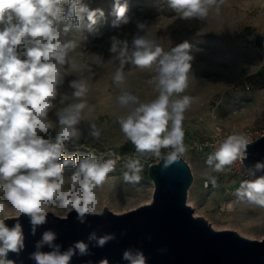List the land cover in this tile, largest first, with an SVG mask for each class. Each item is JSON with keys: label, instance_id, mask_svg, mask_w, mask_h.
<instances>
[{"label": "clouds", "instance_id": "9594fccd", "mask_svg": "<svg viewBox=\"0 0 264 264\" xmlns=\"http://www.w3.org/2000/svg\"><path fill=\"white\" fill-rule=\"evenodd\" d=\"M224 0H167V5L182 20L203 21L214 12L220 15ZM115 19L112 26L120 28L130 23L127 3L114 0ZM101 9H90L84 0H0V264H16L9 254L20 255L25 249L22 225L17 222L9 227L5 223V208L15 210V217H30L31 232L47 222L51 208L58 209L55 215L66 219L76 213L79 223L85 224L88 216H102L100 199L96 189L101 187L108 174L114 170L116 159H98L92 153L79 157H65L67 146L74 145L82 135L79 127L83 113L89 105L85 97L91 76L68 81L72 96L80 102L68 104L56 113L58 129H53L49 113L56 104L59 89L64 86L68 68L75 69L74 58L68 52L77 45L68 39L73 31H92ZM87 19L88 23L83 22ZM137 32L129 42L117 36L110 38L109 52L113 63L118 62L113 82L121 88L116 97L119 109H128L117 122L124 136L135 146L138 153H151L161 158L162 148L172 151L162 157L166 169L179 162L186 152L183 143L182 122L190 107L192 97L182 96L188 85L192 61L191 45L184 41L165 52L149 39L150 28L137 21ZM22 49V50H21ZM96 63L103 57L94 54ZM140 69L153 68L154 74L147 80L157 93L150 101L142 102L128 91L125 65ZM178 97V98H173ZM68 97L60 96L63 104ZM55 131L53 141L48 133ZM88 136L99 140L100 130L95 123L88 125ZM252 143L243 132L230 134L222 139L205 163L216 172L225 166L247 159V149ZM112 157L108 152L103 156ZM75 171L68 178L65 188V169ZM123 178L128 183H138L143 165L138 159L129 158ZM256 170H264V162L255 164ZM211 183L216 187L215 178ZM234 195L264 208V176L243 180ZM123 235V233H122ZM57 233L48 230L35 245L36 251L29 254L35 264H71L75 256L92 255L91 247L103 248L116 239L115 233L97 236L93 231L89 242L77 240L65 250L55 243ZM47 245L50 251L41 249ZM126 264H147L148 258L141 249L128 248L122 253ZM88 264H92L88 261ZM98 264H109L102 259Z\"/></svg>", "mask_w": 264, "mask_h": 264}, {"label": "rangeland", "instance_id": "374dc122", "mask_svg": "<svg viewBox=\"0 0 264 264\" xmlns=\"http://www.w3.org/2000/svg\"><path fill=\"white\" fill-rule=\"evenodd\" d=\"M125 2L131 21L115 28L112 26L115 19L114 0H84L90 9L103 10L104 16L98 17L91 32L85 29L69 33L68 39L77 45L68 52V56L74 58L76 68L65 65V84L59 89L56 106L49 113L53 129L59 127L56 113L70 103L80 102L72 96L73 90L68 87V81L87 76H91V79L88 81V93L82 98L89 105L79 125L83 135L74 145L67 146L64 156L70 158L75 154L78 161L79 157L89 152L98 159L120 157L104 184L96 189L100 207L122 214L146 205V200L154 191L149 166L158 163L160 158L151 153H138L121 131L117 120L121 115H127L128 109H119L116 105L121 88L113 82V75L119 65L118 62L110 61L108 50L112 36L130 42L137 32V21L144 22L150 28L148 38L165 52L184 41L192 46L194 59L188 85L179 94L180 97H192L182 122L186 148L182 157L193 175L187 204L190 197L196 207L204 209L200 211V216L209 223L211 220L221 225H244L245 231L254 237L253 240H263L264 208L241 201L234 195L241 181L254 180L257 176L243 179L214 171L205 163L212 152L200 150L197 143L208 138L217 126L230 130L251 128L264 134V0H224L219 17L210 12L203 21L179 19L167 5V0H121V3ZM83 23L87 25L86 18ZM94 54L101 55L103 62L97 64ZM153 68L140 69L131 64L125 65L124 87L142 102L150 101L157 95L153 86L147 83L154 74ZM64 95L68 99L61 104L59 98ZM90 123H95L100 130L99 140L88 136ZM48 136L54 141L55 131H50ZM126 146L132 150L131 153L122 151ZM171 151V148H162L161 156ZM108 152L114 155L101 157ZM129 158L138 159L143 165L138 183L124 181V172L131 175V170L125 167ZM74 171L72 167L65 169V188L69 187L68 178ZM211 178H215L216 187L212 185ZM102 199L105 200L103 204ZM228 203H233L234 212L223 218L218 215V210L223 214L222 208ZM50 209L48 213L56 216L58 209L51 206ZM15 215V210L10 206L5 208L4 216L11 218Z\"/></svg>", "mask_w": 264, "mask_h": 264}, {"label": "water", "instance_id": "95a60500", "mask_svg": "<svg viewBox=\"0 0 264 264\" xmlns=\"http://www.w3.org/2000/svg\"><path fill=\"white\" fill-rule=\"evenodd\" d=\"M167 153L149 166V177L154 182L149 204L122 214L105 208L102 216H88L85 224L77 221L75 212L66 219L48 213L47 222L37 226L35 235L27 215L8 218L7 226L19 222L25 236L24 251L19 256L10 253L8 258L16 264H35L29 254L36 251V243L48 230L57 233L55 243L62 245V250L77 240L93 244L88 236L95 231L97 236L115 233L116 239L103 248L91 247L92 255L75 256L71 264H98L102 259L109 264H126L122 253L128 248L141 249L147 264H264V239H249L234 230L218 231L202 216H195L187 204L193 182L191 169L183 157L165 169L162 157ZM243 162L250 173L264 176V170L255 168L257 162H264V136L249 145ZM41 250L50 251L47 245Z\"/></svg>", "mask_w": 264, "mask_h": 264}, {"label": "built area", "instance_id": "2783aa9c", "mask_svg": "<svg viewBox=\"0 0 264 264\" xmlns=\"http://www.w3.org/2000/svg\"><path fill=\"white\" fill-rule=\"evenodd\" d=\"M239 132L245 133L251 139L252 143L264 136V134H259V132L251 128H244L241 130H230L217 126L212 130L210 136L199 141L197 143V146L200 150L214 152L215 149L218 147L219 143L222 141V139L226 138L230 134H235ZM222 172L226 175L238 176L243 179H249L253 176V174L250 173L249 170L246 168L244 162H241L239 160L234 162L230 166H225V169Z\"/></svg>", "mask_w": 264, "mask_h": 264}, {"label": "bare ground", "instance_id": "6f19581e", "mask_svg": "<svg viewBox=\"0 0 264 264\" xmlns=\"http://www.w3.org/2000/svg\"><path fill=\"white\" fill-rule=\"evenodd\" d=\"M153 194H154V191H152L150 197L146 200V203L145 204H149V203L152 202V200H153ZM103 203H105V200L104 199L101 200V204H103ZM188 204H189V206L193 207V209L195 211V216L196 217L201 215L200 214V211L201 210H204L203 208L196 207L194 205V203L191 201V198L190 197L188 199ZM222 209L224 210V213L222 214L221 211L218 210V215L221 216V217H223V218H225L228 214H232L234 212V205H233V203H228V204L224 205ZM209 221H210V224L212 225V227L215 230H218V231L219 230H234V231L238 232L243 237H246V238H249V239H254V237L250 233H248L247 231H245L244 225H239V224H235V223H229L228 225H221L219 223L212 222L211 220H209Z\"/></svg>", "mask_w": 264, "mask_h": 264}, {"label": "trees", "instance_id": "16d2710c", "mask_svg": "<svg viewBox=\"0 0 264 264\" xmlns=\"http://www.w3.org/2000/svg\"><path fill=\"white\" fill-rule=\"evenodd\" d=\"M124 153H131L132 152V150L128 147V146H126L125 148H123V150H122Z\"/></svg>", "mask_w": 264, "mask_h": 264}]
</instances>
